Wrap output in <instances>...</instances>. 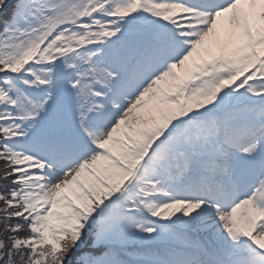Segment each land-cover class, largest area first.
<instances>
[{
    "label": "snow or ice",
    "instance_id": "1",
    "mask_svg": "<svg viewBox=\"0 0 264 264\" xmlns=\"http://www.w3.org/2000/svg\"><path fill=\"white\" fill-rule=\"evenodd\" d=\"M0 264H264V0H0Z\"/></svg>",
    "mask_w": 264,
    "mask_h": 264
}]
</instances>
